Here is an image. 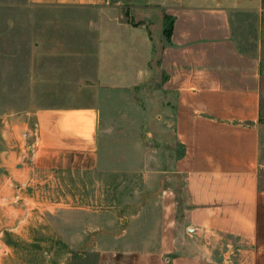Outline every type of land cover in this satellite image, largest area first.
I'll return each instance as SVG.
<instances>
[{
	"label": "rangeland",
	"instance_id": "374dc122",
	"mask_svg": "<svg viewBox=\"0 0 264 264\" xmlns=\"http://www.w3.org/2000/svg\"><path fill=\"white\" fill-rule=\"evenodd\" d=\"M90 18L75 7L0 0V264H139L149 251L136 243L167 223L160 209L169 190L179 226L186 196L173 162L182 147L167 119L162 44L154 43L148 86L131 92L64 86L82 77L85 67L72 51L87 49ZM127 18L134 22L128 12ZM143 22L154 38L159 18L150 12ZM163 23L165 33L169 19ZM233 34L239 49L259 62L256 223L248 234L195 236L181 229L178 236L190 238L185 249L202 246L204 264H264V0L256 12L234 18ZM95 107L100 123L93 169L56 156L50 162L38 148V114Z\"/></svg>",
	"mask_w": 264,
	"mask_h": 264
},
{
	"label": "crops",
	"instance_id": "0c3cea01",
	"mask_svg": "<svg viewBox=\"0 0 264 264\" xmlns=\"http://www.w3.org/2000/svg\"><path fill=\"white\" fill-rule=\"evenodd\" d=\"M28 2L92 14L86 25L87 49L72 51L85 67L82 77L64 86H96L99 92L148 86L154 43L162 44L158 66L166 76L167 119L182 147L173 170L183 179L186 206L178 226L174 192L166 191L160 212L167 223L136 243L149 251L139 264H204L202 246L185 249L190 238L179 237L181 229L195 236L204 231L250 233L259 200V62L255 54L239 49L233 26L238 14L256 12L261 0ZM150 12L160 20L154 38L143 22ZM163 17L172 22L169 39L162 30ZM36 120L38 148L45 149L48 159L62 157L77 169H93L100 123L96 107L42 110Z\"/></svg>",
	"mask_w": 264,
	"mask_h": 264
},
{
	"label": "trees",
	"instance_id": "16d2710c",
	"mask_svg": "<svg viewBox=\"0 0 264 264\" xmlns=\"http://www.w3.org/2000/svg\"><path fill=\"white\" fill-rule=\"evenodd\" d=\"M133 25H138V23H135V22H131ZM165 24V23H164ZM165 33H164V36L166 37V39H169L170 37V34H171V31H172V22H169L167 25H166V28H165ZM151 35V34H150Z\"/></svg>",
	"mask_w": 264,
	"mask_h": 264
}]
</instances>
